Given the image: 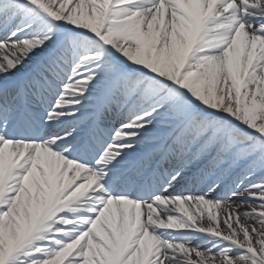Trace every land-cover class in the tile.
Instances as JSON below:
<instances>
[{
  "label": "snow or ice",
  "instance_id": "snow-or-ice-1",
  "mask_svg": "<svg viewBox=\"0 0 264 264\" xmlns=\"http://www.w3.org/2000/svg\"><path fill=\"white\" fill-rule=\"evenodd\" d=\"M0 264H264V0H0Z\"/></svg>",
  "mask_w": 264,
  "mask_h": 264
}]
</instances>
